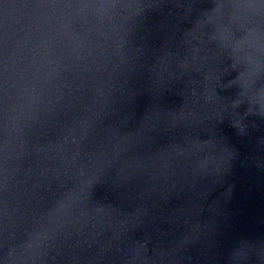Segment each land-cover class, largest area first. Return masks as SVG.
I'll use <instances>...</instances> for the list:
<instances>
[{
  "label": "water",
  "instance_id": "1",
  "mask_svg": "<svg viewBox=\"0 0 264 264\" xmlns=\"http://www.w3.org/2000/svg\"><path fill=\"white\" fill-rule=\"evenodd\" d=\"M0 264H264V0H0Z\"/></svg>",
  "mask_w": 264,
  "mask_h": 264
}]
</instances>
